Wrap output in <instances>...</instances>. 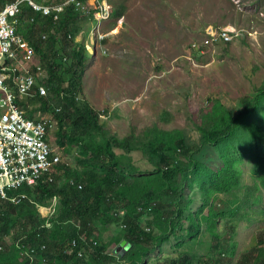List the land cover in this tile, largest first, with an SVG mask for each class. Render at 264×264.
I'll return each mask as SVG.
<instances>
[{
	"label": "trees",
	"instance_id": "trees-1",
	"mask_svg": "<svg viewBox=\"0 0 264 264\" xmlns=\"http://www.w3.org/2000/svg\"><path fill=\"white\" fill-rule=\"evenodd\" d=\"M31 9L28 4H23L21 18L25 21L30 16L36 20L35 23L23 26L24 28L19 27L17 31L27 41L32 38L29 43L31 46L33 44L32 47L35 48V57L42 56L41 59L43 60H41V65H39L42 67L43 73L45 74L46 69L49 70L47 74H49L50 78L47 86L51 90H47V96L43 98L39 90L34 88L30 92V96L28 95L25 99L19 100L18 104L21 108L27 110L26 108H28L29 104L38 102V110L44 112V114L53 115L52 119L57 124V127H55L57 130L53 129L55 146L64 154L65 160L56 163V165L54 164L50 168V172L48 170L47 173L43 174L44 179L42 176L43 181L40 178V184H38L42 189H39L37 185L34 189L29 188L30 190L26 187L28 192H26L25 188L19 191L29 194L28 198L23 202L14 204L0 197V264H141V262L142 264H149V256L161 249L172 237L177 241L174 249H183V251L179 255L165 257L159 260L157 264H164L162 263L163 261L166 264H234L238 257L237 238L242 222V219H238L237 215L241 214L243 209H245L251 217L249 226L260 222L264 224V78L249 95L241 98L240 109L223 108L222 104L217 101V104L213 105L211 110L209 108V111L207 110L203 114L202 121L198 125V129L202 134V143L215 147L225 162L222 168L214 170L208 164L195 160L193 150L184 144L183 139L175 142L166 141L163 131L157 125L145 129L142 134H136L133 131L122 138L118 133L112 131L107 126L105 115L97 112L92 106L83 101L84 80L89 71L88 68L92 67L93 55L85 44L76 42L77 36L84 27V24L78 25L77 22L81 17L74 13L75 11L72 8H69L66 10V14L62 15L63 18H60L61 22L58 25H54L52 18L34 14L33 10L31 14ZM117 13V18L121 19L122 16L124 17L118 10ZM30 17L28 20L32 19ZM75 26L76 28H74ZM53 30L56 31L55 34H53ZM68 31L69 33H67ZM45 35L48 36L47 40L44 38ZM34 36H36L35 39H33ZM72 36L73 40L71 39ZM64 47H67V49ZM85 51L87 52L85 53ZM66 52H69V54ZM59 55L62 56L61 59ZM9 84L13 85L12 81ZM36 96L38 97L36 98ZM35 99L38 100L34 101ZM59 106L60 108H58ZM29 114H27L29 117H35L37 113ZM50 134L51 127H49V137ZM150 149L151 152L149 151ZM78 150H81V152L78 153ZM136 151L143 153L142 156L146 162H148L146 158L149 152L155 156L154 164H152L155 167L154 172L141 170V167L136 164L134 159V152ZM247 153L249 159L253 162L249 182L245 181L244 173L241 170V163H245ZM179 156L185 162L178 161L180 160ZM258 159L263 160L261 164H259L260 160ZM180 165L183 166V169ZM46 174L48 175L46 176L47 178L45 177ZM182 175L184 178L185 176L187 177L184 179ZM225 177L228 179H225ZM172 179L174 183H171ZM216 179L218 180L216 181ZM208 180L210 182H207ZM177 181L178 184H176ZM213 182H217L215 184L219 185L216 186ZM192 183H196L198 190L201 192L196 197L185 194L184 189ZM230 183L231 185L228 186ZM204 184H207V186L205 187ZM231 186L232 188L234 187V190L230 188ZM208 187L213 189L211 190ZM211 192L213 196L210 194ZM219 196L221 199L218 198ZM54 198L62 200L58 201L59 213L57 209L56 214L50 219L52 225L49 227L45 225L48 219L38 210L37 205L48 206L53 203ZM189 200L191 203L193 202L192 207L197 201H200L201 204L203 203L200 210H191L190 204H187ZM222 200L225 202H222ZM236 200L238 202L235 203L234 201ZM217 207L221 209L219 210ZM182 211L183 213L181 214ZM139 214H141V217ZM158 216L159 218L162 216V218L158 220ZM186 216L187 218H185ZM211 216H215L216 219L213 217L214 220ZM257 216L260 217L256 218ZM199 217L201 218L199 219ZM100 220H103L102 223L105 222V225ZM117 223L120 224L117 225ZM99 224L104 226L103 229H99ZM173 224L176 230H174ZM216 224L217 226H213ZM111 225L121 230L119 231L120 236L116 237L120 241L116 244L117 239H114L111 245H120L125 240L127 241V247H129L120 256L115 254L113 257L108 253V243L101 234L102 230L103 234L106 233L108 231L107 228ZM123 225H126V228H123ZM194 226H196L197 230ZM147 227H150L151 231H148ZM193 228L194 230H192ZM39 229H42V235ZM33 232L34 234H32ZM189 233L192 235H188ZM86 234L88 235L86 236ZM184 234L187 235L185 236ZM195 234L197 239L205 236L206 239L209 238L213 242L208 255L197 256L187 252L185 247L195 242ZM256 234L258 235L252 239L249 248L239 256L237 264H264V227L261 226ZM76 238L81 240L79 248L84 251L82 255L78 254L79 248L70 251L72 240ZM88 240H92L91 244ZM95 241L98 242L97 245H94ZM217 242L218 244H216ZM43 245L46 246L45 250L41 249ZM81 245L83 246L81 247ZM32 246L39 248L37 256H40V258L36 256L34 261L36 263L30 262L29 258L24 255V251ZM226 246L228 249L225 248ZM98 249H100L99 252L103 253L100 254L97 251ZM138 249L141 252H138ZM50 254H52L53 258ZM97 256L99 260L95 258ZM48 257L51 258L49 259ZM110 258L111 261H108ZM88 260L90 261L88 262ZM116 261L118 262L116 263Z\"/></svg>",
	"mask_w": 264,
	"mask_h": 264
},
{
	"label": "rangeland",
	"instance_id": "rangeland-1",
	"mask_svg": "<svg viewBox=\"0 0 264 264\" xmlns=\"http://www.w3.org/2000/svg\"><path fill=\"white\" fill-rule=\"evenodd\" d=\"M4 1L0 0L1 3ZM109 2L114 7L112 15L115 16L102 26L99 25L102 34L107 35L102 46L98 33L89 34L91 25L89 28L87 25L91 23V18L74 12L82 18L77 20L78 23L84 24L83 32L76 42L86 43L92 54L99 52L98 56L93 57L92 67L88 68L84 80L83 101L104 114L107 126L121 138L133 131L142 134L145 129L157 125L163 131L166 141L183 139L187 146L196 150L193 154L195 160L208 164L214 170L222 168L225 164L222 155L215 147L202 143L198 125L205 111H209V108L211 110L217 101L223 108L240 109L241 98L249 95L262 82L264 0ZM82 3L93 7L91 0H84ZM117 10L124 17L117 18ZM34 22L27 19L19 27L24 28L23 26ZM229 26L230 29L234 27L238 30L239 36L226 44L219 33ZM113 29L118 32L113 34ZM55 32L53 30V34ZM39 63L41 65V60L35 57L34 65ZM49 78L45 72L37 81L38 85L45 87V96ZM38 107L30 104L27 110L22 109L27 114L37 113L35 117L43 118L42 115L47 114L38 110ZM49 116L50 140L55 146L53 129L57 126L52 119L53 115L49 114L47 117ZM150 152L146 158L150 164L144 160L141 151L134 152L136 164L146 172H154L155 168L152 165L155 156ZM179 158L184 161L180 156ZM252 164L247 153L245 163H241L246 182H249ZM192 184L186 187L185 194L196 197L201 192L196 183ZM187 204H190L191 210L199 211L203 203L197 201L192 207L189 200ZM237 218L242 219V222L237 238L238 257L234 264L249 248L260 227H264L262 222L249 226L251 217L245 209ZM99 227L103 229L101 224ZM107 230L103 239L108 243V253L120 256L122 251L119 245H111L113 237L120 236V230L113 225ZM176 244V239L172 237L161 249L149 256V264H157L166 256L179 255L183 249H174ZM191 245L185 247L188 253L203 256L210 253L213 242L203 236Z\"/></svg>",
	"mask_w": 264,
	"mask_h": 264
},
{
	"label": "built area",
	"instance_id": "built-area-1",
	"mask_svg": "<svg viewBox=\"0 0 264 264\" xmlns=\"http://www.w3.org/2000/svg\"><path fill=\"white\" fill-rule=\"evenodd\" d=\"M91 1L93 17L100 29L99 25L102 26L113 16L114 7L109 0ZM24 2L29 4L34 13L51 17L55 25L59 23L66 9L73 5L78 11L91 15L90 9L80 0H62L60 3L57 0H43L42 4L36 0H14L0 4V197L14 204L28 198V194L19 192L21 188L34 189L45 172L54 164L65 160L64 154L51 143L49 137L51 117H29L18 104L34 88L41 95H46L45 87L37 83L44 73L40 65H34L35 49L17 32V26L21 23L18 16ZM230 28H223L219 33L224 42H231L239 36L238 30ZM105 38L101 34L100 39ZM10 81L14 86L9 84ZM57 205V198H54L50 207L37 205L39 211L48 219L46 225L49 227L52 225L50 219L57 212ZM97 244L95 241L94 245ZM79 247L80 239H75L70 251ZM41 249L45 250L46 246L43 245ZM38 250L39 248L32 246L24 251V255L33 262ZM83 253V249L79 248V254Z\"/></svg>",
	"mask_w": 264,
	"mask_h": 264
},
{
	"label": "bare ground",
	"instance_id": "bare-ground-1",
	"mask_svg": "<svg viewBox=\"0 0 264 264\" xmlns=\"http://www.w3.org/2000/svg\"><path fill=\"white\" fill-rule=\"evenodd\" d=\"M83 2H84V0H83ZM180 2H181V0H180ZM183 2H184V1H183ZM115 5H116V4H115ZM124 6L126 7V5H124ZM125 9H126V8H125ZM123 10H124V9H123ZM128 10H129V8H128ZM121 11H122V10H121ZM26 12H27V10H26ZM124 12H125V11H124ZM29 13H30V11H29ZM29 13H28V14H29ZM31 14H32V9H31ZM34 14H35V13H34ZM34 14H33V15H34ZM77 14H78V13H77ZM81 14H82V13H81ZM29 15H30V14H29ZM78 15H79V14H78ZM82 15H83V14H82ZM122 15H123V14H122ZM25 16H26V15H25ZM35 16H36V15H35ZM40 16H41V15H40ZM27 17H28V16H27ZM29 17H30V16H29ZM29 17H28V18H29ZM61 17L63 18V16H61ZM79 17H80V16H79ZM122 17H123V16H122ZM28 18H26V20H27ZM30 18H32V17H30ZM35 18H36V17H35ZM85 18H86V17H85ZM81 19H82V18H81ZM37 20H38V19H37ZM41 20H42V19H41ZM61 20H62V19H61ZM87 20H88V19H87ZM30 21H31V19H30ZM35 21H36V20H35ZM44 21H45V20H44ZM48 21H49V19H48ZM50 21H51V20H50ZM79 21H80V20H79ZM109 21H110V20H109ZM42 22H43V21H42ZM45 22L47 23V21H45ZM77 22H78V21H77ZM81 22H84V21H81ZM34 23H35V22H34ZM36 23H37V22H36ZM39 23H40V22H39ZM50 23H51V22H50ZM84 23H85V22H84ZM58 24H59V23H58ZM76 24H77V23H76ZM76 24H75V25H76ZM79 24H80V23H78V25H79ZM124 24H125V23H124ZM37 25L40 26L41 24H37ZM52 25H53V24H52ZM49 26H50V25H49ZM79 27H80V26H79ZM229 27H230V26H229ZM235 27H236V26H235ZM40 28H41V27H40ZM53 28H54V27H53ZM56 28H57V27H56ZM74 28H76V26H75ZM20 29H21V28H20ZM35 29H36V28H35ZM51 29H52V28H51ZM59 29H60V28H59ZM17 30H18V29H17ZM37 30H38V29H37ZM74 30H75V29H74ZM219 30H220V29H219ZM20 31H21V30H20ZM38 31H39V30H38ZM70 31H71V29H70ZM244 31H245V30H244ZM36 32H37V31H36ZM73 32H74V31H73ZM117 32H118V31L115 30L114 34L117 33ZM217 32H218V31H217ZM23 33H25V32L23 31ZM27 33H29V32H27ZM37 33H38V32H37ZM67 33H69V31H68ZM103 33H104V32H103ZM74 34H75V33H74ZM93 34H94V33H93ZM24 35H25V34H24ZM39 35H40V34H39ZM70 35H71V34H70ZM40 36H41V35H40ZM67 36H68V34H67ZM75 36H76V34H75ZM108 36H109V35H108ZM248 36H249V35H248ZM35 37H36V36H34L33 39H35ZM37 37H38V36H37ZM38 38H39V37H38ZM41 38H42V37H41ZM41 38H40V39H41ZM72 38H73V36L71 37V39H72ZM109 38H110V37H109ZM207 38H208V37H207ZM207 38H206V39H207ZM237 38H238V37H237ZM239 38H240V37H239ZM31 39H32V38H31ZM31 39H30V40H31ZM49 39H50V38H49ZM49 39H48V40H49ZM69 39H70V38H69ZM71 39H70V40H71ZM30 40H29V41H30ZM46 40H47V39H46ZM72 40H73V39H72ZM215 40H216V39H215ZM242 40H243V39H242ZM248 40H249V39H248ZM29 41H28V42H29ZM37 41H38V40H37ZM41 41H42V40H41ZM44 41H45V39H44ZM216 41H217V40H216ZM245 41H246V40H245ZM34 42H36V41H34ZM198 43H199V42H198ZM205 43H206V42H205ZM73 44H74V43H73ZM105 44H106V43H105ZM214 44H215V43H214ZM68 45H69V44H68ZM68 45H67V46H68ZM32 46H33V44H32ZM85 46H86V45H85ZM72 47H74V46H72ZM72 47H71V48H72ZM86 47H87V46H86ZM93 47H94V46H93ZM64 48L67 49V47H64ZM68 48H70V47L68 46ZM74 48H75V47H74ZM83 48H84V47H83ZM34 49H35V48H34ZM66 49H64V50H66ZM102 49H103V48H102ZM68 50H69V49H68ZM68 50H67V51H68ZM72 50H73V49H72ZM69 52H70V50H69ZM69 52H66V53L69 54ZM83 52H84V51H83ZM86 52H87V51H85V53H86ZM88 52H89V51H88ZM70 53L73 54V52H70ZM85 53H84V54H85ZM37 54H38V53H37ZM64 54H65V53H64ZM39 55H40V54H39ZM40 56H41V55H40ZM59 56H60V55H59ZM68 56H69V55H68ZM71 56H72V55H71ZM37 57L40 58V60H43V59H41L42 56H41V57L37 56ZM49 57H50V56H49ZM61 57H62V56H60V59H61ZM51 58H52V56H51ZM95 58H96V57H95ZM68 59H70V58H68ZM45 60H46V59H45ZM62 60H63V58H62ZM37 61H38V60H37ZM68 61H69V60H68ZM62 62H63V61H62ZM63 63H64V62H63ZM39 64H40V63H39ZM43 64H44V63H43ZM44 65H45V64H44ZM65 65H67V64H65ZM42 66H43V65H42ZM67 66H68V65H67ZM44 67H45V66H44ZM46 70L49 71L48 69H46ZM47 71H46V72H47ZM47 73H48V72H47ZM48 75H49V74H48ZM46 76H47V75H46ZM45 78H46V77H45ZM41 80H42V79H41ZM41 80H40V81H41ZM44 81H46V80L44 79ZM48 81H49V80H48ZM48 83H49V82H48ZM85 84H86V83H85ZM12 86H13V85H12ZM46 89H47V88H46ZM47 90H48V89H47ZM49 90H51V89H49ZM36 94H37V93H36ZM39 95H40V94H39ZM48 95H49V94H48ZM29 96H30V95H29ZM32 96H33V95H32ZM27 97H28V96H27ZM33 97H35V96H33ZM37 97H38V96H36V98H37ZM40 97H42V96L40 95ZM29 98H30V97H29ZM43 98H44V96H43ZM51 98H53V97H51ZM33 99H34V98H33ZM29 100H30V99H29ZM37 100H38V99H37ZM37 100L35 99L34 101H37ZM58 100H59V99H58ZM65 100H66V99H65ZM81 100H82V99H81ZM49 101H50V100H49ZM54 101H55V100H54ZM31 102H32V101H31ZM50 102H51V101H50ZM50 102H48V103H50ZM61 102H62V101H61ZM63 102H64V101H63ZM79 102H80V101H79ZM79 102H78V103H79ZM85 102H86V101H85ZM23 103H24V102H23ZM32 103H34V102H32ZM37 103H38V102H37ZM37 103L35 102L36 105H37ZM41 103H42V102H41ZM52 103H54V102L52 101ZM42 104H43V103H42ZM55 104H56V103H55ZM59 104H60V102H59ZM61 104H63V103H61ZM64 104H65V103H64ZM64 104H63V105H64ZM86 104H87V103H86ZM29 105H30V104H29ZM63 105H62V106H63ZM32 106H33V105H32ZM44 106H46V105H44ZM56 106H58V105H56ZM60 106H61V105H60ZM60 106H59L58 108H60ZM90 106H91V105H90ZM35 107H37V106H35ZM35 107H34V108H35ZM41 107H43V106H41ZM34 108H33V109H34ZM26 109H27V108H26ZM50 109H51V108H50ZM64 109H65V108H64ZM29 110H30V109H29ZM35 110H36V109H35ZM30 111H31V110H30ZM32 111H33V110H32ZM58 111H59V110H58ZM58 111H57V112H58ZM61 112H63V111L61 110ZM30 114H31V112H30ZM30 114H29V115H30ZM42 114H43V113H42ZM42 116L44 117V115H42ZM42 116H41V117H42ZM31 117H32V116H31ZM51 125H52V124H51ZM56 125H57V124H56ZM49 127H50V126H49ZM54 128H55V127H54ZM52 129H53V128H52ZM56 130H57V129H56ZM55 132H56V131H55ZM52 133H53V132H52ZM52 138H53V137H52ZM184 144H185V143H184ZM184 146H185V145H184ZM73 147H74V146H73ZM82 147H83V146H82ZM263 148H264V147H263ZM73 149H75V148H73ZM73 149H72V150H73ZM190 149H191V148H190ZM76 150H77V149H76ZM82 150H85V149H82ZM192 150H193V149H192ZM177 151H179V150H177ZM195 151H196V150H194L193 152H195ZM77 152L79 153V152H81V150H80V151L78 150ZM182 152H183V151H182ZM182 152H181V153H182ZM173 154H174V153H173ZM75 155H76V154H75ZM180 155H181V154H180ZM71 158H72V157H71ZM71 158H69V159H71ZM187 160H188V158H187ZM258 160H260V159H258ZM178 161H180V160H178ZM261 161H263V160H260V163H259V164H261ZM197 162H198V161H197ZM174 164H175V163H174ZM262 164H263V163H262ZM55 165H56V164H55ZM175 165H176V164H175ZM181 165H182V164H181ZM181 165H180V166H181ZM199 165H200V164H199ZM199 165H198V166H199ZM57 166H58V165H57ZM70 166H71V165H70ZM72 166H73V164H72ZM72 166H71V167H72ZM163 166H164V165H163ZM198 166H197V168H198ZM263 166H264V165H263ZM55 167H56V166H55ZM165 167H166V165H165ZM176 167H177V166H176ZM181 167H182V169H183V166H181ZM51 168H52V167H51ZM188 168H189V167H188ZM176 169H177V168H176ZM185 169H186V168H185ZM189 169H190V168H189ZM193 169H194V168H193ZM193 169H192V170H193ZM195 169H196V168H195ZM51 171L53 172L52 169H51ZM174 171H175V170H174ZM177 171H180V170H177ZM181 171H182V170H181ZM187 171H188V170H187ZM196 171L198 172V170H196ZM212 171H213V170H212ZM212 171H211V172H212ZM221 171H222V170H221ZM47 172H48V171H47ZM47 172H45V173H47ZM49 172H50V170H49ZM52 172H51V173H52ZM164 172H165V171H164ZM166 172H167V170H166ZM190 172H191V171H190ZM214 172L217 174L216 171H214ZM214 172H213V174H215ZM176 173H178V172H176ZM192 173H193V172H192ZM192 173H191V174H192ZM194 173H195V172H194ZM49 174H50V173H49ZM178 174H179V173H178ZM185 174H186V173H185ZM196 174H197V173H196ZM220 174H221V173H220ZM187 175H188V174H187ZM226 175H227V174H226ZM46 176H48V175L46 174L45 177H46ZM50 176H51V175H50ZM182 176H183V175H182ZM198 176H199V175H198ZM198 176H197V177H198ZM200 176H201V175H200ZM218 176H219V175H218ZM232 176H234V175H232ZM239 176H240V175H239ZM175 177H176V176H175ZM186 177H187V176H185V178H186ZM241 177H242V176H241ZM46 178H47V177H46ZM51 178H52V177H51ZM77 178H79V177H77ZM172 178H173V177H172ZM183 178H184V176H183ZM185 178H184V179H185ZM200 178H201V177H200ZM200 178H198V179H200ZM208 178H209V177H208ZM43 179H44V175H43ZM75 179H76V178H75ZM177 179H178V178H177ZM184 179H183V181H184ZM209 179H210V178H209ZM214 179H215V178H214ZM218 179H219V178H218ZM218 179H216V181H217ZM222 179H223V177H222ZM222 179H221V180H222ZM225 179H228V178L225 177ZM45 180H46V179H45ZM48 180H50V179H48ZM169 180H170V179H169ZM174 180H175V178H174ZM193 180H195V179H193ZM193 180H192V181H193ZM205 180H206V179H205ZM219 180H220V179H219ZM41 181H43L42 178H41ZM170 181H171V180H170ZM198 181H199V180H198ZM212 181H213V180H212ZM225 181H226V180H225ZM257 181H258V180H257ZM257 181H256V183H257ZM52 182H53V181H52ZM180 182H181V181H180ZM193 182H194V181H193ZM207 182H210V180H208ZM234 182H236V181H234ZM45 183H46V182H45ZM171 183H174V182H173V179H172V182H171ZM187 183H188V182H187ZM200 183H201V182H200ZM204 183H206V181H204ZM211 183H212V182H211ZM211 183H210V184H211ZM215 183H217V182H213V184H215ZM218 183H219V181H218ZM221 183H222V182H221ZM224 183H225V182H224ZM237 183H239V182H237ZM39 184H40V182H39ZM47 184H48V182H47ZM71 184H72V183H71ZM176 184H178V181H177ZM183 184H184V183H183ZM219 184H220V183H219ZM219 184H215V185L217 186V185H219ZM222 184H223V183H222ZM240 184H241V183H240ZM240 184H239V185H240ZM253 184H254V183H253ZM74 185H75V184H74ZM181 185H182V183H181ZM192 185H193V184H192ZM211 185H212V184H211ZM211 185H209V186H211ZM224 185H225V184H224ZM230 185H231V183L228 184V186H230ZM237 185H238V184H237ZM241 185H242V184H241ZM40 186H41V185H40ZM42 186H43V185H42ZM44 186H45V185H44ZM176 186H178V185H176ZM204 186L206 187L207 184H206V185L204 184ZM226 186H227V185H226ZM232 186H233V185H232ZM232 186H231L230 188L234 190V187L232 188ZM256 186H257V185H256ZM38 187H39V185H38ZM38 187H37V188H38ZM48 187H49V186H48ZM180 187H181V186H180ZM190 187H192V186H190ZM222 187H223V185H222ZM222 187H221V189L224 188V187H223V188H222ZM254 187H255V186H254ZM257 187H258V186H257ZM37 188H36V189H37ZM208 188L211 189V190L213 189V188H210V187H208ZM239 188H240V187H239ZM25 189H26V187H25ZM39 189H42V187H39ZM183 189H184V188H183ZM183 189H182V190H183ZM218 189H219V186H218ZM28 190H30V189L28 188ZM28 190L26 189V192H28ZM37 190H38V189H37ZM166 190H167V189H166ZM179 190H180V189H179ZM179 190H178V191H179ZM184 190H185V189H184ZM207 190H208V189H207ZM214 190H215V188H214ZM229 190H230V189H229ZM233 190H232V191H233ZM261 190H262V189H261ZM20 191H21V189H20ZM33 191H34V190H33ZM190 191H191V190H190ZM256 191H257V190H256ZM256 191H255V192H256ZM212 192H213V191H212ZM212 192L210 193L211 195H212ZM252 192H253V191H252ZM182 193H183V191H182ZM229 193H230V191H229ZM246 193H247V192H246ZM248 193H249V192H248ZM28 195H29V194H28ZM220 195H221V194H220ZM250 195H251V194H250ZM181 196H182V194H181ZM212 196H213V195H212ZM212 196H211V198H212ZM254 196H255V194H254ZM45 197H46V196H45ZM48 197H50V196H48ZM224 197H225V196H224ZM41 198H42V197H41ZM52 198H53V197H52ZM58 198H59V197H58ZM218 198L221 199L220 196H219ZM218 198H217V199H218ZM255 198H256V197H255ZM49 199H50V198H49ZM219 199H218V201H219ZM46 200H48V199H46ZM57 200L60 201V200H62V199H57ZM209 200H210V199H209ZM212 200H213V199H212ZM212 200H211V201H212ZM253 200H254V199H253ZM52 201H53V200H52ZM194 201H195V199H194ZM228 201H229V200H228ZM25 202H26V201H25ZM27 202H28V201H27ZM43 202H44V201H43ZM50 202H51V201H50ZM50 202H49V203H50ZM208 202H209V201H208ZM215 202H216V201H215ZM222 202H225V201L222 200ZM222 202H221V203H222ZM229 202H230V201H229ZM231 202H233V201H231ZM234 202L236 203V202H238V201L236 200V201H234ZM58 203H59V202H58ZM60 203H61V202H60ZM192 203H193V202H192ZM192 203H191V205H192ZM235 203H233V204L235 205ZM244 203H245V202H244ZM246 203H248V201H246ZM249 203H250V202H249ZM40 204H41V203H40ZM52 204H53V203H50V205L45 206V207H50V206H52ZM137 204H138V203H137ZM148 204H149V203H148ZM215 204H216V203H215ZM58 205H59V204H58ZM144 205H145V204H144ZM144 205H142V206H144ZM204 205H205V204H204ZM225 205H226V204H225ZM248 205H249V204H248ZM134 206H135V204H134ZM139 206H140V205H139ZM148 206H149V205H148ZM148 206H145V207H148ZM58 207H59V206H56L55 208H56V211H57V209H58V213H59V208H58ZM60 207H61V206H60ZM135 207H137V206H135ZM224 207H225V206H224ZM226 207H227V206H226ZM180 208H181V207H180ZM215 208H216V207H215ZM217 208H218V207H217ZM183 209H185V208H183ZM183 209H182V210H183ZM189 209H190V206H189ZM202 209H203V208H202ZM218 209H219V208H218ZM220 209H221V208H220ZM220 209H219V210H220ZM137 210H138V209H137ZM141 210H142V209H141ZM150 210H151V209H150ZM154 210H155V209H154ZM143 211H144V210H143ZM152 211H153V209H152ZM189 211H190V210H189ZM205 211H206V210H205ZM207 211H208V210H207ZM221 211H223V210H221ZM140 212H141V211H140ZM140 212H139V213H140ZM145 212H147V211H145ZM201 212H203V211H201ZM201 212H200V214H201ZM216 212H217V211H216ZM225 212H226V211H225ZM227 212H228V211H227ZM121 213H122V212H121ZM142 213H143V212H142ZM154 213H155V212H154ZM182 213H183V211L181 212V214H182ZM184 213H185V212H184ZM187 213H188V212H187ZM208 213H209V215H210V212H209V211H208ZM222 213H223V212H222ZM222 213H221V214H222ZM196 214H197V213H196ZM198 214H199V213H198ZM206 214H207V213H206ZM225 214H226V213H225ZM116 215H118V214H116ZM140 215H141V214H139V216H140ZM148 215H149V214H148ZM154 215H156V214H154ZM186 215H188V214H186ZM204 215H205V214H204ZM121 216H122V215H121ZM151 216H152V215H151ZM180 216H181V215H180ZM198 216H201V215H198ZM223 216H224V215H223ZM119 217H120V216H119ZM140 217H141V216H140ZM145 217H146V215H145ZM209 217H210V216H209ZM211 217H212V218H213V217L215 218V216H211ZM217 217H218V216H217ZM108 218H109V217H108ZM121 218H122V217H121ZM150 218H151V217H150ZM154 218H155V217H154ZM157 218H159V216H158ZM157 218H155V219H157ZM161 218H162V216H161ZM161 218H159L158 220H160ZM185 218H187V216H186ZM189 218H190V217H189ZM189 218H188V219H189ZM191 218H193V216H191ZM196 218H197V216H196ZM200 218H201V217H199V219H200ZM214 218H213V219H214ZM227 218H228V217H227ZM101 219H102V217H101ZM103 219H104V218H103ZM110 219H112V218H110ZM148 219H149V218H148ZM148 219H145V220H146V221H149ZM197 219H198V218H197ZM197 219H196V220H197ZM210 219H211V218H210ZM215 219H216V218H215ZM215 219H214V220H215ZM108 220H109V219H108ZM113 220H114V219H113ZM120 220H121V219H120ZM142 220H143V219H142ZM150 220H151V219H150ZM158 220H157V223H158ZM181 220H182V218H181ZM181 220H180V221H181ZM211 220H212V219H211ZM221 220H222V219H221ZM97 221H98V220H97ZM100 221H101V223H102L103 220H100ZM104 221H105V219H104ZM111 221H112V220H111ZM191 221H192V220H191ZM218 221H219V220H218ZM109 222H110V221H109ZM124 222H126V221H124ZM124 222H123V223H124ZM200 222H201V221H200ZM104 223H105V222H103L102 224H104ZM111 223H112V222H111ZM165 223H166V222H165ZM187 223H188V222H187ZM191 223H192V222H191ZM207 223H208V222H207ZM44 224H45V223H44ZM73 224H75V223H73ZM97 224H98V223H97ZM107 224H108V223H107ZM112 224H113V223H112ZM119 224H120V223H117V225H119ZM124 224H125V223H124ZM167 224H168V223H167ZM193 224H194V222H193ZM218 224H219V223H218ZM45 225H46V224H45ZM75 225H76V224H75ZM104 225H105V224H104ZM109 225H110V224H109ZM164 225L166 226V224H164ZM164 225H163V226H164ZM168 225H169V224H168ZM191 225H192V224H191ZM197 225H198V223H197ZM219 225H220V224H219ZM98 226H99V225H98ZM106 226H107V225H106ZM106 226H105V227H106ZM127 226H128V225H127ZM199 226H200V225H199ZM202 226H203V224H202ZM213 226H217V224H216V225H213ZM74 227H75V226H74ZM103 227H104V226H103ZM109 227H110V226H109ZM40 228H41V227H40ZM75 228H76V227H75ZM120 228H121V227H120ZM161 228H162V227H161ZM173 228H174V224H173ZM189 228H190V227H189ZM194 228L196 229V226H194ZM194 228H193L192 230H194ZM205 228H206V227H205ZM207 228H208V227H207ZM222 228H223V227H222ZM99 229H100V228H99ZM121 229H123V228H121ZM162 229H163V228H162ZM31 230H32V229H31ZM36 230H37V229H36ZM43 230H44V229H43ZM77 230H78V229H77ZM159 230H160V228H159ZM163 230H164V229H163ZM174 230H176V229L174 228ZM189 230H190V229H189ZM192 230H191V231H192ZM196 230H197V229H196ZM196 230H195V231H196ZM200 230H201V229H200ZM80 231H82V230H80ZM95 231H96V230H95ZM97 231H98V230H97ZM102 231H103V230H102ZM102 231H101V234L103 235V232H102ZM120 231H121V230H120ZM144 231H145V230H144ZM148 231H151V230H148ZM166 231H167V230H166ZM181 231H182V230H181ZM209 231H210V229H209ZM39 232H40V234L42 235V233H41V232H42V229H41V230L39 229ZM83 232H84V229H83ZM86 232H88V231H86ZM92 232H93V231H92ZM99 232H100V231H99ZM117 232H118V231H117ZM159 232H160V231H159ZM162 232H163V231H162ZM182 232H183V231H182ZM193 232H194V231H193ZM28 233H29V232H28ZM94 233H96V232H94ZM180 233H181V232H180ZM226 233H227V232H226ZM25 234H26V233H25ZM25 234H24V235H25ZM32 234H34V232H33ZM36 234H37V232H36ZM36 234H35V235H36ZM190 234H191V233H189L188 235H190ZM200 234H201V233H200ZM29 235H30V234H29ZM35 235H34V237H35ZM87 235H88V234H86V236H87ZM171 235H172V233H171ZM179 235H180V234H179ZM184 235H185V234H184ZM186 235H187V234H186ZM186 235H185V236H186ZM191 235H192V234H191ZM210 235H211V234H210ZM220 235H221V234H220ZM220 235H219V236H220ZM32 236H33V235H32ZM37 236H38V235H37ZM90 236H91V234H90ZM98 236H99V235H98ZM100 236H101V235H100ZM118 236H119V235H118ZM118 236H117V237H118ZM195 236H196V234H195ZM20 237H21V236H20ZM25 237H26V236H25ZM94 237L96 238V236H94ZM223 237H224V235H223ZM28 238H29V236H28ZM95 238H94V239H95ZM113 238H114V239H117V240H116V241H117L116 244L118 243V241H120V239L116 238V236L113 237ZM121 238H122V237H121ZM126 238H127V237H126ZM177 238H178V237H177ZM186 238H188V237H186ZM221 238H222V237H221ZM38 239H39V238H38ZM38 239H36V240H38ZM76 239H77V238H76ZM86 239H88V238L86 237ZM127 239H128V238H127ZM179 239H183V238H179ZM195 239H197V236L195 237ZM224 239H225V238H224ZM22 240H23V239H22ZM22 240H21V241H22ZM101 240H102V238H101ZM129 240H130V239H129ZM184 240H185V239H184ZM190 240H191V239H190ZM217 240H218V237H217ZM221 240H222V239H221ZM44 241H45V239H44ZM44 241H43V242H44ZM88 241H89V243H90L92 240H88ZM140 241H141V240H140ZM194 241H195V240H194ZM215 241H216V240H215ZM223 241H224V240H223ZM22 242H23V241H22ZM25 242H26V241H25ZM40 242H41V241H40ZM43 242H42V244H43ZM72 242H73V240H72ZM80 242H81V240H80ZM185 242H186V241H185ZM220 242H221V241H220ZM100 243H102V242H100ZM131 243H132V242H131ZM137 243H138V242H137ZM179 243H180V242H179ZM225 243H227V242H225ZM21 244H22V243H21ZM61 244H62V242H61ZM71 244H72V243H71ZM90 244H91V243H90ZM104 244H106V242H104ZM114 244H115V243H114ZM138 244L141 245L140 243H138ZM216 244H218V242H217ZM1 245H2V244H1ZM35 245H36V241H35ZM40 245H41V244H40ZM40 245H39V246H40ZM100 245H101V244H100ZM132 245H133V243H132ZM136 245H137V244H136ZM190 245H191V244H190ZM196 245H198V244H196ZM199 245H200V244H199ZM223 245H224V244H223ZM37 246H38V245H37ZM58 246H59V245H58ZM63 246H64V243H63ZM67 246H69V245H67ZM70 246H71V245H70ZM82 246H83V245H81V247H82ZM137 246H138V245H137ZM141 246H142V245H141ZM141 246H140V247H141ZM191 246H192V245H191ZM215 246H216V245H215ZM22 247H23V246H22ZM28 247H29V246H28ZM40 247H41V246H40ZM47 247H48V246H47ZM84 247H85V246H84ZM97 247H98V246H97ZM100 247L102 248V246H100ZM103 247H104V246H103ZM48 248H49V247H48ZM59 248H60V247H59ZM62 248H63V247H62ZM225 248H227V246H226ZM21 249H22V248H21ZM65 249H66V248H65ZM77 249H78V248H77ZM102 249H104V248H102ZM135 249H136V247H135ZM227 249H228V248H227ZM47 250H48V249H47ZM87 250H88V249H87ZM99 250H100V249H98L97 251L99 252ZM64 251H65V250H64ZM94 251H95V250H94ZM131 251H133V250H131ZM139 251H140V249H138V252H139ZM45 252H46V251H45ZM47 252H50V251H47ZM69 252H70V251H69ZM140 252H141V251H140ZM164 252H165V251H164ZM50 253H51V252H50ZM66 253H67V252H66ZM66 253H65V255H66ZM70 253H71V252H70ZM74 253H75V252H74ZM85 253H87V252H85ZM89 253H90V252H89ZM99 253L102 254L103 252L100 251ZM130 253H131V252H130ZM130 253H129V254H130ZM52 254H54V253H52ZM52 254H50V256H52ZM78 254H79V253H78ZM87 254H88V253H87ZM91 254H92V253H91ZM94 254H95V252H94ZM97 254H98V253H97ZM100 254H99V255H100ZM125 254H126V253H125ZM148 254H149V253H148ZM226 254H227V253H226ZM46 255H47V254H46ZM92 255H93V254H92ZM132 255H133V254H132ZM132 255H131V257H132ZM144 255H145V254H144ZM41 256H42V255H41ZM54 256H55V255H54ZM66 256H67V255H66ZM70 256H71V255H70ZM84 256H85V255H84ZM102 256H104V255H102ZM112 256H113V255H112ZM123 256H124V255H123ZM152 256H153V255H152ZM37 257H38V256H37ZM82 257H83V256H82ZM108 257H109V255H108ZM110 257H111V256H110ZM113 257H114V256H113ZM115 257H116V256H115ZM128 257H129V256H128ZM134 257H135V256H134ZM166 257H167V256H166ZM171 257H172V256H171ZM211 257H212V256H211ZM38 258H40V256H39ZM42 258H43V257H42ZM48 258H49V257H48ZM50 258H51V257H50ZM50 258H49V259H50ZM52 258H53V256H52ZM55 258H56V256H55ZM80 258H81V257H80ZM85 258H88V257H85ZM95 258H97V260H99V259H98V256L95 257ZM117 258H118V257H117ZM27 259H28V258H27ZM83 259H84V257H83ZM124 259H125V258H124ZM126 259H127V258H126ZM130 259H131V258H130ZM130 259H128V260H130ZM142 259H143V258H142ZM161 259H162V258H161ZM170 259H171V258H170ZM175 259H176V258H175ZM178 259H179V258H178ZM178 259H177V260H178ZM53 260H54V259H53ZM85 260L87 261V259H85ZM107 260H108V259H107ZM114 260H115V259H114ZM114 260H113V261H114ZM119 260H121V259H119ZM166 260H167V259H166ZM171 260H173V259H171ZM185 260H186V259H185ZM185 260H184V261H185ZM44 261H45V260H44ZM50 261H51V260H50ZM89 261H90V260H88V262H89ZM108 261H111V258H110V260H108ZM179 261H180V259H179ZM184 261H183V262H184ZM30 262H31V261H30ZM45 262H47V261H45ZM93 262H94V261H93ZM114 262H115V261H114ZM114 262H113V263H114ZM117 262H118V261H116V263H117ZM143 262H144V261H143ZM150 262H151V261H150ZM167 262H168V261H167ZM33 263H36V262L33 261ZM49 263H50V262H49ZM95 263H96V262H95ZM147 263H148V262H147ZM157 263H158V262H157ZM162 263L166 264L165 261H163ZM169 263H170V262H169ZM69 264H70V263H69ZM107 264H108V263H107ZM119 264H120V263H119ZM141 264H142V262H141ZM249 264H250V263H249Z\"/></svg>",
	"mask_w": 264,
	"mask_h": 264
},
{
	"label": "clouds",
	"instance_id": "clouds-1",
	"mask_svg": "<svg viewBox=\"0 0 264 264\" xmlns=\"http://www.w3.org/2000/svg\"><path fill=\"white\" fill-rule=\"evenodd\" d=\"M7 0H5V2H6ZM14 1V0H13ZM65 1H68V0H65ZM80 1H82V0H80ZM10 2H12V1H10ZM83 2V1H82ZM81 2V3H82ZM24 3H27V2H24ZM23 3V4H24ZM38 3H43V1L42 2H38ZM0 4L2 5V4H4V2L3 3H1L0 2ZM23 4H22V6H23ZM83 5H85V6H87L89 9H90V11L89 12H91V15H86L85 13H83V12H81V11H78L77 9H76V7H75V5H73L72 7H69V8H72L75 12H80V13H82L84 16H87V17H90L91 18V23L90 24H88L87 25V28H89L90 27V25H91V27H90V30H89V34L91 35V34H95V33H98V38H99V40L100 41H102L101 43H100V45L102 46V45H104V42H105V40H106V38H107V35H105V34H103V35H105L106 36V38L104 39V40H101L100 39V36H101V34H102V29L100 28V29H98L97 27H98V22H96L95 20H94V17H93V13H94V8H92L91 6H89V5H86V4H84V3H82ZM22 6H21V8H22ZM68 8V9H69ZM66 12V11H65ZM21 14H22V10H21V13L19 14V16H18V19H20V24L17 26V29H18V27L19 26H22V25H24V21L22 20V18H21ZM36 14V13H35ZM64 14V13H63ZM62 14V15H63ZM42 16V15H41ZM113 16H115V15H113ZM44 17V16H43ZM48 18H51V17H48ZM32 19H34V18H32ZM31 19V20H32ZM53 20V19H52ZM34 21H35V19H34ZM54 22V21H53ZM60 22V21H59ZM122 24V23H121ZM55 25V24H54ZM121 26H123V25H121ZM232 28H234V27H232ZM116 29V28H115ZM115 29H113L112 31H113V34H114V32H115ZM97 30H99V31H97ZM18 32V31H17ZM83 32V31H82ZM81 32V33H82ZM80 33V34H81ZM80 34L77 36V41H78V37L80 36ZM21 35V34H20ZM47 36V35H46ZM48 37V36H47ZM237 38V37H236ZM235 38V39H236ZM47 39V38H46ZM234 39V40H235ZM233 40V41H234ZM233 41H231V42H233ZM231 42H225V43H231ZM78 43H80V44H85L86 46H87V44L86 43H81V42H78ZM88 47V46H87ZM89 48V47H88ZM90 50V49H89ZM101 50V49H100ZM91 51V50H90ZM91 54H92V52H91ZM98 54H99V52L98 53H95L94 52V54H92L93 55V57L94 56H98ZM39 210V209H38Z\"/></svg>",
	"mask_w": 264,
	"mask_h": 264
},
{
	"label": "water",
	"instance_id": "water-1",
	"mask_svg": "<svg viewBox=\"0 0 264 264\" xmlns=\"http://www.w3.org/2000/svg\"><path fill=\"white\" fill-rule=\"evenodd\" d=\"M129 247H127V241H122L121 244L119 245V249L124 253L125 251L128 250Z\"/></svg>",
	"mask_w": 264,
	"mask_h": 264
}]
</instances>
